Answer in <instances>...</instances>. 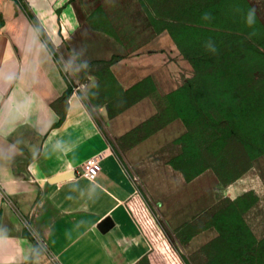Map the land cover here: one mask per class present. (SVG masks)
Masks as SVG:
<instances>
[{"label": "crops", "instance_id": "crops-1", "mask_svg": "<svg viewBox=\"0 0 264 264\" xmlns=\"http://www.w3.org/2000/svg\"><path fill=\"white\" fill-rule=\"evenodd\" d=\"M191 68L146 0H0V264H144L156 235L140 188L185 249L216 237V226L187 234L219 207L221 182L178 163L189 129L172 100ZM95 156L98 177L81 175Z\"/></svg>", "mask_w": 264, "mask_h": 264}, {"label": "rangeland", "instance_id": "rangeland-1", "mask_svg": "<svg viewBox=\"0 0 264 264\" xmlns=\"http://www.w3.org/2000/svg\"><path fill=\"white\" fill-rule=\"evenodd\" d=\"M192 63L174 96L173 116L188 125L179 165L188 175H219V207L190 224V235L217 227L203 248H184L179 230L153 219L141 188L135 197L155 232L144 264H264V0H146ZM246 172V173H245ZM248 176L234 199L226 184ZM153 219V221H152Z\"/></svg>", "mask_w": 264, "mask_h": 264}, {"label": "built area", "instance_id": "built-area-1", "mask_svg": "<svg viewBox=\"0 0 264 264\" xmlns=\"http://www.w3.org/2000/svg\"><path fill=\"white\" fill-rule=\"evenodd\" d=\"M69 76L70 74L68 73V79H71L69 78ZM71 84H73L74 91L76 92L81 87V84H78L74 82L73 80ZM101 169H102V159L99 156H95V157L88 159L84 163V165L82 166L81 175L88 177V178H96L100 174Z\"/></svg>", "mask_w": 264, "mask_h": 264}, {"label": "water", "instance_id": "water-1", "mask_svg": "<svg viewBox=\"0 0 264 264\" xmlns=\"http://www.w3.org/2000/svg\"><path fill=\"white\" fill-rule=\"evenodd\" d=\"M75 176H76V171L71 170V171H68V172L58 174V175L51 177L49 179V182L50 183H59V182L65 181V180H70V179L74 178ZM113 225H114L113 220L110 217H108L100 223V229H101V231L106 232L111 227H113Z\"/></svg>", "mask_w": 264, "mask_h": 264}, {"label": "clouds", "instance_id": "clouds-1", "mask_svg": "<svg viewBox=\"0 0 264 264\" xmlns=\"http://www.w3.org/2000/svg\"><path fill=\"white\" fill-rule=\"evenodd\" d=\"M76 55H77V57H79V56H82L83 53L80 52V53H77ZM71 65H72V61H69L68 64L65 65V69L68 70L69 68H71ZM87 68H88V61H87V60H83V61H81V62L78 64L77 67H75V68H71V70H72V71H79V70H81V69H87Z\"/></svg>", "mask_w": 264, "mask_h": 264}, {"label": "trees", "instance_id": "trees-1", "mask_svg": "<svg viewBox=\"0 0 264 264\" xmlns=\"http://www.w3.org/2000/svg\"><path fill=\"white\" fill-rule=\"evenodd\" d=\"M157 18V17H156ZM159 18H157V20H158ZM161 23V22H160ZM163 26V25H162ZM165 27V26H164ZM166 28H168V27H166ZM169 29V28H168ZM171 32H172V30L171 29H169ZM172 34H173V36H174V33L172 32ZM175 37V36H174ZM175 39H176V37H175ZM176 41H177V39H176ZM178 42V41H177ZM178 45H179V47H180V49H181V51H182V53L184 54V52H183V50H182V48H181V46H180V44H179V42H178ZM185 55V54H184ZM186 56V55H185ZM186 58H188L187 56H186ZM189 59V58H188ZM183 88V87H182ZM182 90V89H181ZM181 90L180 91H178V93L177 94H179L180 92H181ZM176 94V95H177Z\"/></svg>", "mask_w": 264, "mask_h": 264}]
</instances>
